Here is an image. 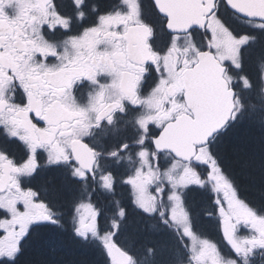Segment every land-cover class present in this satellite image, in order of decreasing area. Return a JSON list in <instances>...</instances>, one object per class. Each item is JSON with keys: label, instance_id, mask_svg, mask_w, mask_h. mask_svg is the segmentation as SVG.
Instances as JSON below:
<instances>
[{"label": "flooded vegetation", "instance_id": "af4514ba", "mask_svg": "<svg viewBox=\"0 0 264 264\" xmlns=\"http://www.w3.org/2000/svg\"><path fill=\"white\" fill-rule=\"evenodd\" d=\"M13 1L0 0V111L6 108L16 122L13 124L37 145L36 166L47 152L56 149L61 159L52 164L57 163L66 172L77 166L85 172L88 179H76L79 184L94 183L97 171L111 166L109 152H136L143 145L153 150L155 167L161 171L163 155L172 154L158 151L154 139L180 115L193 114L185 97V72L198 62L200 52L209 50L210 41L211 50L226 66L230 87L236 91L233 121L240 113L241 90L264 91L260 84L264 61L255 63L254 68L250 63L264 36L255 34V21L231 11L224 0H218L205 31L185 34L168 30L167 19L153 0H109L106 7L80 0L76 8L73 6L74 13L78 10L75 21L69 19L70 28L77 25L74 32L79 33L73 36L76 56L60 64L53 61V65L52 58L40 51L37 43L41 39L63 42L72 31L68 29L52 39L49 26L36 20L34 14L40 6L54 7L56 0L50 4L51 0L36 4L31 0L20 6ZM147 3L152 14L146 10ZM215 14L236 34H252L249 44L239 47L235 64L223 60L215 49L217 44L212 41L210 29ZM36 30L42 35H36ZM188 37H193L190 45L196 42L195 57H190L189 46L183 43ZM58 71L66 72L67 84L65 79L58 81L59 85L50 83L49 74ZM3 86L14 92L12 97L2 99ZM88 106L90 118L86 116ZM74 141H82L93 150L94 174L75 159ZM123 182L114 181L113 187Z\"/></svg>", "mask_w": 264, "mask_h": 264}, {"label": "rangeland", "instance_id": "374dc122", "mask_svg": "<svg viewBox=\"0 0 264 264\" xmlns=\"http://www.w3.org/2000/svg\"><path fill=\"white\" fill-rule=\"evenodd\" d=\"M28 1L31 0H14L13 2H16L17 5L19 4L20 6L25 5ZM37 2L39 3V0H35V4ZM51 2L54 1L51 0L49 4ZM64 2L63 0H56V5L54 3V7L50 4L49 6L47 5L46 9H42L43 7L40 6L34 14L36 20H41L49 26L48 33L49 37L52 39L62 36L63 31L68 32L70 29L72 31V35L68 34V37L63 42L51 39V42H46L41 39L39 44L37 43L41 49L40 51L47 53L52 58V65L53 61L60 64V62H69L76 56L77 46L73 36H77L79 33L78 31L74 32L77 29V25H75L74 28H70L69 19L73 22L75 21L74 18L75 15L77 16L78 10L74 13V8H76V5L81 3V1L68 0L70 5H72L70 8L62 4ZM126 13L127 16L128 12ZM252 27L254 30L258 29L255 34L258 32L263 34L264 25H262L261 22H253ZM210 29L213 37L212 41L217 44L215 49L218 54L223 60L235 64L239 57L237 54L239 47L245 45L252 34H248V32L236 34L224 21L222 22L218 19L216 14L211 19ZM244 30L249 31L248 27H244ZM36 31V35H42L38 30ZM191 38H185L183 43L188 44L187 47L189 46L188 52L190 57H195L198 49L194 40V46L189 44ZM260 77H262L260 84L261 86L263 85L264 88V69L262 73H260ZM8 85H10V83H8ZM8 87L3 86V100L12 97L14 94ZM4 107L5 105H3V108ZM88 107L86 116L90 118L91 106ZM8 112L6 108L2 109V112L0 111V126H2L5 132L14 139L21 140H18V145L21 147L23 145L26 156L22 162L18 163L15 159L5 156V154L0 151L1 257L5 255H14L17 252L20 239L25 235L28 229L39 221L50 219L51 215V211L37 196L34 190H27L22 187V178L32 174L34 169L39 167V163L36 166L34 161L38 160L37 155L39 149L35 142L28 140L26 136L22 134L23 132L20 131L17 124H13L16 122L12 118L11 113ZM128 151L127 149V153L125 154L122 152L119 153L118 151L109 152L108 157L112 159V164L110 167L103 166L97 171V178L95 180L99 182L101 188L107 190L114 189V181L124 180L118 187L121 193L130 195L136 208L148 215H155L163 221L166 219L176 226H179L187 241L188 248L191 250L189 261L183 264H249L251 262V249H257L259 247V242L264 240V227H261V222L255 215L246 209L240 208L239 203L236 202L234 191L229 181L225 179L215 162L210 158L208 147L200 149L197 157L191 162H182L174 159L172 155H163L162 163H159V165H161V171L158 169L160 172L155 167L156 161L154 160L153 150L150 146H140L136 152ZM47 153L46 161L48 163H54L55 160L61 159V153L56 149H52ZM201 165L209 167L208 169H211V171L204 174L201 171ZM70 171L72 173V178L75 180L88 179L87 176L83 174L85 172L78 166L73 167ZM204 176L205 178H203ZM96 181H94V183L98 184ZM207 183L213 186L217 191V199L220 207L218 216L222 221L221 230L227 241L228 247L237 253L238 260L227 258L225 249L222 250L226 255L222 254L219 244L210 239L216 236V233L211 228L206 227L203 229L199 224V230L202 234L206 235V237L200 235L190 227V218L188 215L194 217L192 213L194 210L192 204L196 193L192 191L187 201L186 195L193 187L197 185L202 186ZM75 203L78 205L75 217L76 231L78 233L84 236L90 234L98 236L109 252L114 243H119L122 249L128 252L129 246L132 245V237L125 232L127 228L120 234V232H118L120 224L114 222L113 225H111V229L103 231L102 233L98 232L97 229L99 225L96 219L98 213L90 200L87 199L82 201L81 197L78 195ZM186 205H188V209H186ZM1 213H4L5 216H2ZM124 214L125 212L122 210L120 215L123 216ZM207 221L209 224H212L210 218ZM155 225L157 224H153L152 226ZM242 229H245L247 234H243ZM116 235L121 242L115 240ZM154 250L155 249L152 251L155 255L156 252H162L160 249H158V251ZM131 256V264H152L150 254L140 256L138 260L134 255ZM113 264L115 263L113 262Z\"/></svg>", "mask_w": 264, "mask_h": 264}, {"label": "trees", "instance_id": "16d2710c", "mask_svg": "<svg viewBox=\"0 0 264 264\" xmlns=\"http://www.w3.org/2000/svg\"><path fill=\"white\" fill-rule=\"evenodd\" d=\"M64 1L62 4L67 8L72 6L68 0ZM108 1L86 0V3L96 2L100 7H106ZM112 1L116 3L118 0ZM146 7L149 14H152L148 3ZM260 43L253 53L254 61L253 58L250 61L253 68L258 61H264V39ZM240 95V113L212 140L208 152L229 181L240 208L255 215L263 228L264 94L258 88L255 91L241 90ZM0 151L18 163L26 156L23 145H18V140L6 133L3 127L0 129ZM43 158L39 159V167L34 173L22 178L21 182L23 188L34 190L46 204L51 211L50 219L33 224L20 239L17 252L12 256H0V264H113L110 252L98 236H84L76 231L78 205L75 200L78 195L82 201L89 199L96 208L98 232L111 229L114 222L120 224V234L127 228L125 232L132 237L128 253L137 260L140 256L150 254L152 264H183L189 261L191 250L179 226L136 208L130 195L121 193L118 185L107 190L93 182L79 184L72 178L70 170L66 172L57 163H48L47 156ZM208 168L201 165L204 174L211 171ZM192 191H195L196 196L192 204L194 217L188 215L190 227L202 236L206 235L199 230V224L203 229L211 228L216 236L210 239L219 244L222 254L238 260L237 253L228 247L221 230L216 189L208 183L197 185L186 195V201ZM122 210L125 212L123 216L120 215ZM1 215L5 216L4 213ZM209 218L212 224L208 223ZM242 231L247 234L245 229ZM115 240L121 242L117 235ZM258 246L255 250L251 249L249 264H264V240ZM153 249L162 252H156L155 255ZM222 249H225L226 254Z\"/></svg>", "mask_w": 264, "mask_h": 264}, {"label": "water", "instance_id": "95a60500", "mask_svg": "<svg viewBox=\"0 0 264 264\" xmlns=\"http://www.w3.org/2000/svg\"><path fill=\"white\" fill-rule=\"evenodd\" d=\"M238 15L264 22V0H224ZM158 12L167 18L172 33H187L193 29L205 30L209 16L218 0H153ZM198 63L185 72L186 102L193 115L183 114L170 122L154 139L158 151H169L184 162L191 161L198 147L206 146L230 123L235 109V91L225 78L226 67L211 50L198 55ZM50 83L68 76L65 71L51 73ZM62 85V84H60ZM74 157L90 174H94V153L82 141L73 143ZM1 189V186H0ZM115 264H130L131 256L118 244L111 248Z\"/></svg>", "mask_w": 264, "mask_h": 264}, {"label": "bare ground", "instance_id": "6f19581e", "mask_svg": "<svg viewBox=\"0 0 264 264\" xmlns=\"http://www.w3.org/2000/svg\"><path fill=\"white\" fill-rule=\"evenodd\" d=\"M64 1V0H63Z\"/></svg>", "mask_w": 264, "mask_h": 264}]
</instances>
